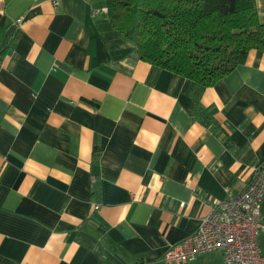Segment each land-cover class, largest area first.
I'll return each mask as SVG.
<instances>
[{"label": "crops", "instance_id": "0c3cea01", "mask_svg": "<svg viewBox=\"0 0 264 264\" xmlns=\"http://www.w3.org/2000/svg\"><path fill=\"white\" fill-rule=\"evenodd\" d=\"M105 8L0 0V264H224L162 255L264 161V52L199 88Z\"/></svg>", "mask_w": 264, "mask_h": 264}, {"label": "trees", "instance_id": "16d2710c", "mask_svg": "<svg viewBox=\"0 0 264 264\" xmlns=\"http://www.w3.org/2000/svg\"><path fill=\"white\" fill-rule=\"evenodd\" d=\"M104 1L111 24L136 45L143 60L199 88L244 62L250 49L264 52L256 0Z\"/></svg>", "mask_w": 264, "mask_h": 264}, {"label": "built area", "instance_id": "2783aa9c", "mask_svg": "<svg viewBox=\"0 0 264 264\" xmlns=\"http://www.w3.org/2000/svg\"><path fill=\"white\" fill-rule=\"evenodd\" d=\"M57 3L58 0H54V4ZM16 20L20 21L21 16ZM263 196L264 161H260L253 164L251 178L245 187L211 203L209 211L199 218L191 233L166 247L163 260H188L219 249L224 264H264V253L258 242L264 231Z\"/></svg>", "mask_w": 264, "mask_h": 264}, {"label": "rangeland", "instance_id": "374dc122", "mask_svg": "<svg viewBox=\"0 0 264 264\" xmlns=\"http://www.w3.org/2000/svg\"><path fill=\"white\" fill-rule=\"evenodd\" d=\"M261 244H262V242H261ZM262 246V245H261Z\"/></svg>", "mask_w": 264, "mask_h": 264}]
</instances>
